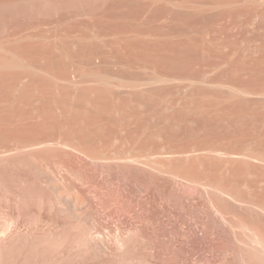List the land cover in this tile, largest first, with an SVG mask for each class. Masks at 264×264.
<instances>
[{
	"label": "rangeland",
	"instance_id": "1",
	"mask_svg": "<svg viewBox=\"0 0 264 264\" xmlns=\"http://www.w3.org/2000/svg\"><path fill=\"white\" fill-rule=\"evenodd\" d=\"M0 103L2 126L27 115L90 147L146 142L163 166L173 150L181 205L204 194L195 181L264 200V0H0ZM0 179L5 200L4 186L17 189L21 176L3 166ZM37 225L39 238L16 244L6 264H118L46 242L52 226ZM183 246L178 264H198L197 246ZM240 261L231 254L219 264Z\"/></svg>",
	"mask_w": 264,
	"mask_h": 264
},
{
	"label": "bare ground",
	"instance_id": "2",
	"mask_svg": "<svg viewBox=\"0 0 264 264\" xmlns=\"http://www.w3.org/2000/svg\"><path fill=\"white\" fill-rule=\"evenodd\" d=\"M83 111L80 110V114ZM15 114L18 116V113ZM9 117H6L8 122L12 118ZM18 117H14L10 124L4 118L8 126L0 125L2 128L10 127V130L7 128L9 131L0 130L4 132L0 133V170L3 166L10 167L21 176L17 189L8 190L4 186L10 193L5 200L0 195V264L8 262L7 256L16 244L34 240L38 234L40 236L42 229L37 225L38 221H46L48 226H52L48 235L45 231L42 233L46 242L52 241L51 237L54 242L62 241L60 244L54 243L59 246L68 241L72 254L91 255L105 261H117L118 264H135V261L178 264L181 243L185 247L191 244L197 246L200 255L198 264H219L222 257L231 254L243 264H264V200L253 199L249 195V198L242 197L230 187L227 189L207 181H195L203 188L204 194L197 192L181 205L177 196L180 174L172 162L176 155L172 154L173 150L171 154L167 153L171 155V164L163 166L155 143L153 148L147 146L146 142H129V138L116 137L112 141L110 139L108 144L104 141L105 147L103 142L99 147H90L87 142L85 144L81 140L44 130L45 124L39 121L41 117ZM1 121L0 124L3 123ZM154 130V134L158 135V126ZM60 150L76 154L67 157ZM0 183L5 184L1 179ZM203 195L206 198L204 202ZM226 195L237 203L225 198L229 197Z\"/></svg>",
	"mask_w": 264,
	"mask_h": 264
}]
</instances>
